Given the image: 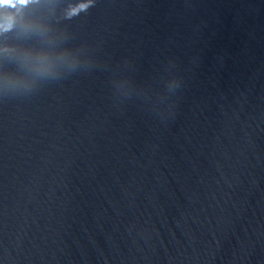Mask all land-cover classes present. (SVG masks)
Here are the masks:
<instances>
[{"label":"water","instance_id":"obj_1","mask_svg":"<svg viewBox=\"0 0 264 264\" xmlns=\"http://www.w3.org/2000/svg\"><path fill=\"white\" fill-rule=\"evenodd\" d=\"M0 264H264V0H0Z\"/></svg>","mask_w":264,"mask_h":264}]
</instances>
